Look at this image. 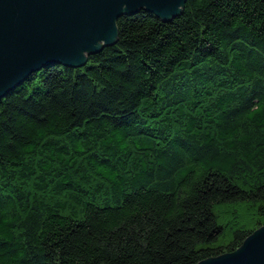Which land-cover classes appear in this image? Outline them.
<instances>
[{
	"label": "trees",
	"instance_id": "obj_1",
	"mask_svg": "<svg viewBox=\"0 0 264 264\" xmlns=\"http://www.w3.org/2000/svg\"><path fill=\"white\" fill-rule=\"evenodd\" d=\"M117 25L0 99V264H198L264 226V0Z\"/></svg>",
	"mask_w": 264,
	"mask_h": 264
},
{
	"label": "water",
	"instance_id": "obj_2",
	"mask_svg": "<svg viewBox=\"0 0 264 264\" xmlns=\"http://www.w3.org/2000/svg\"><path fill=\"white\" fill-rule=\"evenodd\" d=\"M187 0H0V99L31 74L62 64L86 65L118 41V20L142 10L163 21ZM198 264H264V226L235 251Z\"/></svg>",
	"mask_w": 264,
	"mask_h": 264
},
{
	"label": "rangeland",
	"instance_id": "obj_3",
	"mask_svg": "<svg viewBox=\"0 0 264 264\" xmlns=\"http://www.w3.org/2000/svg\"><path fill=\"white\" fill-rule=\"evenodd\" d=\"M226 210L229 211L230 209H229V208H226ZM227 211H226V212H227ZM240 211H241V213H243V214H247V213H248V211H246L244 207H242ZM224 217H225V221H226V219H228V218L230 217L229 212H228Z\"/></svg>",
	"mask_w": 264,
	"mask_h": 264
}]
</instances>
